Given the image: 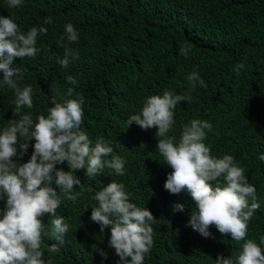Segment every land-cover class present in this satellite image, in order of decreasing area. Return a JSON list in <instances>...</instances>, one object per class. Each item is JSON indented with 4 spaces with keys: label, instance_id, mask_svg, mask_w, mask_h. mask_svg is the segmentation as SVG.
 <instances>
[{
    "label": "trees",
    "instance_id": "16d2710c",
    "mask_svg": "<svg viewBox=\"0 0 264 264\" xmlns=\"http://www.w3.org/2000/svg\"><path fill=\"white\" fill-rule=\"evenodd\" d=\"M0 15L13 18L24 32L47 29L37 37L35 57L13 61L23 72L21 86L33 89V107L23 108L22 114L35 120L47 115L52 98L82 97V130L93 145L98 137L112 141L113 153L105 160L120 156L125 161L123 176L108 167L92 179L83 169L75 171L87 189L75 203L58 192L60 217L69 228L58 253L41 244L46 264H119L108 247L110 229L101 233L90 219L91 207L98 204L95 192L110 181L123 183L130 202L146 207L156 219L144 264H215L218 255H238L243 241L222 236L215 226L209 228L211 236H201L188 223L194 201L187 191L171 194L163 187L172 169L156 149V129L127 127L128 117L142 109L148 96L165 90L191 95L174 109L170 136L179 139L182 126L192 119L207 120L213 129L205 130L204 143L211 155H231L244 168L260 204L245 239L259 244L264 236V161L259 159L264 154V0H22L18 8L0 0ZM47 17L51 24H44ZM68 23L78 33V40L68 44L78 59L61 68L52 53L63 55ZM181 46L189 48L187 57L180 54ZM241 62L245 67L237 74L233 69ZM193 71L205 86L197 82L190 89L186 76ZM69 75L75 85L67 82ZM14 99L13 90L0 84V128L14 118ZM33 143L20 163L30 158ZM56 167L68 171L66 162ZM5 203L6 198L0 199V218ZM176 204L184 210H175Z\"/></svg>",
    "mask_w": 264,
    "mask_h": 264
},
{
    "label": "clouds",
    "instance_id": "9594fccd",
    "mask_svg": "<svg viewBox=\"0 0 264 264\" xmlns=\"http://www.w3.org/2000/svg\"><path fill=\"white\" fill-rule=\"evenodd\" d=\"M7 4L9 8H18L22 0H7ZM51 23V17L45 18L44 24ZM46 32L42 26L21 31L13 18L0 15V72L3 73L0 84L12 89L15 97L14 118L0 128V199L6 198L0 218V264H46L41 250L43 242L50 245L49 253L60 251L69 225L60 217L58 192L75 203L87 191L74 175L75 171L85 170L89 179L103 173L105 167L119 176L125 174V161L120 156L104 159L113 153L112 141L98 137L93 145L82 130V97L63 102L52 98L47 115H37L35 120L31 114H22L23 108L33 107V89L30 85L21 86L23 72L14 67L13 61L35 57L39 51L37 37ZM65 35L63 55L52 53L61 68L78 59V52L68 46L78 40L71 23L65 25ZM188 53L189 48L181 46L180 54L187 57ZM244 67L243 62L238 63L233 71L239 74ZM66 80L72 85L77 83L71 75ZM186 80L190 89L197 82L205 86L198 71L189 73ZM72 94L73 89L69 87L67 95ZM190 100V92L174 94L165 90L162 95H150L143 101L142 109L128 117L127 127L134 123L143 130L156 129V149L163 163L172 169L163 187L171 194L186 190L190 195L194 208L188 223L193 230L209 237V228L215 226L222 236L243 241L238 255L234 258L218 255L215 264H264L260 246L264 245V236L260 237L259 244L245 239L248 223L260 207L256 189L233 156L211 155L204 141L205 130L211 132L213 125L207 120L192 119L182 126L179 139L169 135L175 123L174 109L182 101ZM33 139L30 158L20 163ZM259 159L264 161V154ZM65 162L68 171L56 167ZM130 195L123 183L110 181L95 192L94 200L98 204L91 207L90 219L100 226L101 233L105 228L110 229L108 247L115 250L119 264H144L154 244L152 224L156 219L146 207L130 202ZM174 209L182 212L184 205L176 204ZM98 251L106 258L103 250Z\"/></svg>",
    "mask_w": 264,
    "mask_h": 264
}]
</instances>
